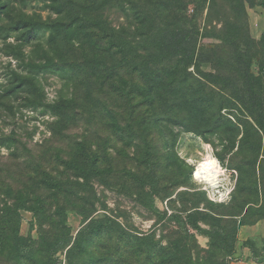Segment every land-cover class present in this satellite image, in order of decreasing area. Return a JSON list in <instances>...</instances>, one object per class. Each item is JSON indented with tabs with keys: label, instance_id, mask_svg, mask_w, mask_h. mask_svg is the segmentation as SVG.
Instances as JSON below:
<instances>
[{
	"label": "rangeland",
	"instance_id": "1",
	"mask_svg": "<svg viewBox=\"0 0 264 264\" xmlns=\"http://www.w3.org/2000/svg\"><path fill=\"white\" fill-rule=\"evenodd\" d=\"M177 27L184 32L190 27L191 64L170 56L158 61L156 39ZM106 28L132 41L131 63L111 76L104 68L120 65L121 56L101 49L107 45L101 39ZM263 34L264 6L258 0H0V217L5 215L10 232L0 237V264H113L104 255L118 245L115 235H107L100 246L97 238L90 242L84 234L81 244L86 243L87 252L84 245L69 251L92 218L110 217L112 226L134 234L155 233L159 246L180 232L186 236L181 219L171 215L188 208L216 216L244 209L248 220L262 214L257 222L264 221L260 117L257 110L251 112L255 106L249 100H234L231 88L209 76L241 81L233 46L247 35L256 44L248 49L241 38L240 49L249 53L252 72L258 74ZM142 63L149 65L146 74L156 72L152 69L172 74L179 67L171 75L178 94L159 87L162 100L154 108L144 103L140 94L153 97L154 90L150 93L145 83L133 85L142 78L133 67ZM75 64L81 69H71ZM182 96L204 107L198 126L190 127ZM66 100L71 105L65 110ZM113 118L134 129L116 132ZM155 119L160 122L149 123ZM79 141L100 159V171L90 175V191L77 190L79 179L64 164ZM146 148L153 155L151 166ZM208 154L224 170L215 189L197 177V166ZM44 172L62 179L65 192L44 187L39 182ZM71 189L88 200L71 196ZM19 191L30 197L24 206L16 203ZM40 196L45 205L37 208ZM58 206L65 214H58ZM6 207L11 210L5 212ZM200 224L204 232L189 229L186 256L201 262L209 257L230 264L243 260L245 246L239 240L233 252L209 253L212 223L201 219ZM56 238L63 240L57 250L48 246ZM257 244L264 251V241Z\"/></svg>",
	"mask_w": 264,
	"mask_h": 264
},
{
	"label": "trees",
	"instance_id": "2",
	"mask_svg": "<svg viewBox=\"0 0 264 264\" xmlns=\"http://www.w3.org/2000/svg\"><path fill=\"white\" fill-rule=\"evenodd\" d=\"M246 1L249 2L253 0H237V4ZM258 1L261 3V5L264 6V0ZM185 24L187 25V22H185ZM184 27L186 26L184 25ZM177 28L178 30H173L172 32H170V30H167L166 34L164 32L161 34L160 37H158V40L156 39L155 44H157L158 48L161 49L158 61L163 62V60L167 59V57L170 56L172 59H179V57L182 58V64L184 60H187V63L191 64L195 57L194 51L192 55L190 50L187 48L193 46L192 39H188L189 32L191 31L190 27L187 28L186 32H184V30L179 27ZM241 38L243 39L242 42L244 43V47H248V49L254 47V44H256V41L251 38L250 35H247L246 37L243 36ZM241 38H239L238 43L235 42L236 44L233 46L235 47L233 66L239 74V79L242 77L241 81L234 79V77H219L218 75H215L213 73L209 74V76L215 78V83H224L226 84V86L231 88L232 97L234 100L240 101L243 104H246L249 100L255 106L254 111L251 112L255 114L257 110V114L260 117V119H258V123L262 130H264V54L260 61L258 74H254L251 68L253 59L249 57V53H244L240 49ZM101 39L102 45L107 43V45L101 47V49L109 52L113 51L114 54L118 53L121 56L120 65H113L112 67H109L106 64L107 67H105L104 70L107 75L111 76L114 74L115 69H118V67H122L128 65V63H131V60L129 58V54H131L129 52V47L131 46L132 41L127 36L122 35L118 31L117 33L114 31H108V29L106 28V31L101 36ZM259 45H261L264 49V34L262 35V38L259 41ZM138 58L143 59L144 56L139 53ZM181 61L179 60L178 63V65L180 66ZM143 64H145L146 67ZM100 65L101 63L99 65L97 64L95 66L96 69H99ZM80 66L81 64H75L74 66L71 65V69H74L76 71L77 68L81 69ZM148 67L149 65L147 63H142L138 66L134 65L133 68L141 73L142 78L143 74L148 77L143 79L140 78L139 80H134L133 85L137 88H141V84L145 83L150 93H152V91L154 90L153 97H148L145 92L140 94L144 103L148 104L151 108H154L156 103L160 102L162 100L161 98L163 97V91H158L159 87L167 88V90H169V93L175 94L177 92L178 94L179 88L176 87V77H172L171 75L173 73H176L179 67H177L172 74H168L167 72L163 71L161 72L158 69H152V71H156L155 73L153 72L151 74H146L143 70L146 71ZM164 69L165 68H163L162 70ZM23 81L29 83L27 79H23ZM151 82H153V84H149ZM181 102L189 107V113L192 118L189 122L190 127L198 126V124L203 122L202 118L205 115V110L204 107L199 104L198 100L189 99V97L182 96ZM69 104L70 101H63L62 107H64L66 110L69 108ZM159 120L160 119H155L153 122L149 121V123H154L155 125L160 122ZM111 126H113L114 130L118 133L128 131L127 129H134L131 124H128L125 127H121L115 118L112 119ZM87 148L91 149V147L86 143V141H79L76 145V149L72 158L64 162L65 167L67 169L71 168L75 171V176H77L79 179L76 183L77 190L79 191H90L88 189L90 175L96 172L98 173L100 171L97 167V164L100 161L98 155L94 151L87 152ZM152 156V153L149 151L148 148H146L145 157L148 159L150 166L153 164V161L151 160ZM80 179H83L84 182L81 183ZM39 182L46 188L53 189L58 192H65V182L62 179L53 176L49 172H44ZM90 188L92 187L90 186ZM79 191L75 192L71 189V191L69 190L68 192L69 194L71 192V196L76 195L79 199L84 198L88 200V197H84L79 193ZM16 200L17 204H21L20 206H24L30 201V197L26 195L25 191H19L16 194ZM36 204L37 208L41 207L42 205H45V199L41 198V196L40 198H36ZM75 204L77 205V203ZM6 209L8 210H6L5 212L11 210L10 207H6ZM57 212L58 214L63 215L66 211L64 207L58 206ZM157 213L161 214L162 212L158 210ZM217 215L220 216L211 215L209 212H204L198 207L195 209L188 208L185 210L184 214L173 213L171 215V218L181 219V223L179 224L186 236H184L183 233L180 232L181 235L179 236V238L169 241L166 245L160 246V241L156 239L155 233L144 235L134 234L124 229H121L120 227L118 228L112 226L110 222H112L113 220L110 217L92 218L86 224V226H84L82 230L78 233L74 244L69 249V251L72 248H78L84 245L83 252H87L88 246L86 245V243L83 241L84 244H81L84 234V238L88 236L87 239L90 242L94 240L93 238H97V242L98 244H100V246L105 237H108L109 235H115L118 240V245L112 248L109 252H107L106 255H104L106 258L110 259L113 264H230L224 262L223 258L212 259L209 257L208 260L201 262L199 259H193L192 256H186V253H188V248L186 244L188 242L186 241L190 227L198 231L204 232L205 230L202 228L200 220L204 219L208 222H211L212 226L210 229L207 230L208 234L211 237L210 248L208 249L209 253H214L218 250L230 253L234 251L235 244L239 240L238 234L241 226L255 224L257 220L262 217V214H256V216H253L249 220L247 219V212L244 213V209H241L238 212H230L228 214ZM226 216L229 217L226 218ZM236 216L242 217L238 221L237 218H234ZM4 219L5 215L2 219L0 217V237H4L5 235H9L10 233L8 231L9 229L6 227V224L9 221H3ZM19 239L20 238H18V240ZM71 240L72 239L70 237L66 241V246L71 243ZM45 241L47 242V240ZM249 241L243 242V246H249L247 245ZM62 242L63 240H60V238H56L52 242L49 241L48 246L50 248L55 246V249L57 250V248H59ZM159 257L160 259L158 260ZM100 260L103 261V259L100 258L97 260V262Z\"/></svg>",
	"mask_w": 264,
	"mask_h": 264
},
{
	"label": "crops",
	"instance_id": "3",
	"mask_svg": "<svg viewBox=\"0 0 264 264\" xmlns=\"http://www.w3.org/2000/svg\"><path fill=\"white\" fill-rule=\"evenodd\" d=\"M239 241H255L252 246L243 247L244 258L232 264H264V251L259 250L258 242L264 241V221L244 225L239 230ZM257 255V256H256ZM260 255V256H259Z\"/></svg>",
	"mask_w": 264,
	"mask_h": 264
},
{
	"label": "bare ground",
	"instance_id": "4",
	"mask_svg": "<svg viewBox=\"0 0 264 264\" xmlns=\"http://www.w3.org/2000/svg\"><path fill=\"white\" fill-rule=\"evenodd\" d=\"M223 173L224 170L221 164L210 154H208L197 166V177L204 181L207 187L211 189H215L219 186Z\"/></svg>",
	"mask_w": 264,
	"mask_h": 264
}]
</instances>
